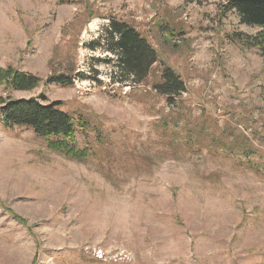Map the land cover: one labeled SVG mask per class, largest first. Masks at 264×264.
Masks as SVG:
<instances>
[{
  "label": "rangeland",
  "instance_id": "obj_1",
  "mask_svg": "<svg viewBox=\"0 0 264 264\" xmlns=\"http://www.w3.org/2000/svg\"><path fill=\"white\" fill-rule=\"evenodd\" d=\"M222 5L0 0V68L41 80L0 99L59 101L89 152L0 122V264H264V64ZM108 16L157 53L140 85H112L110 55L86 47ZM164 65L186 86L172 107L152 88Z\"/></svg>",
  "mask_w": 264,
  "mask_h": 264
},
{
  "label": "trees",
  "instance_id": "obj_2",
  "mask_svg": "<svg viewBox=\"0 0 264 264\" xmlns=\"http://www.w3.org/2000/svg\"><path fill=\"white\" fill-rule=\"evenodd\" d=\"M222 16L233 12L238 23L257 31L238 38L247 48H255L264 64V0H223ZM96 40L86 47L95 52L103 48L110 55L105 60L109 65L112 85L120 87L140 85L157 62V53L147 39L130 23L108 16ZM97 74L96 71H94ZM82 77L80 73L51 75L45 85L70 87ZM41 80L31 74L0 68V84L10 91H30ZM153 90L165 98L168 106H174L178 97L186 92L181 77L169 66H163L160 81ZM59 101L48 102L44 97L0 99V122L8 128H26L42 139L47 147L73 160L82 161L89 156L86 149L77 147L75 141L76 122L60 109Z\"/></svg>",
  "mask_w": 264,
  "mask_h": 264
}]
</instances>
